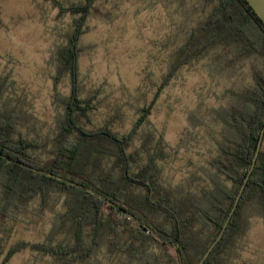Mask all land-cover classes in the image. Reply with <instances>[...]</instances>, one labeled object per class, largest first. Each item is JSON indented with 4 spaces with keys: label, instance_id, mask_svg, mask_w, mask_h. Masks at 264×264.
Masks as SVG:
<instances>
[{
    "label": "trees",
    "instance_id": "obj_1",
    "mask_svg": "<svg viewBox=\"0 0 264 264\" xmlns=\"http://www.w3.org/2000/svg\"><path fill=\"white\" fill-rule=\"evenodd\" d=\"M97 1L64 9L53 0L74 20L53 58L55 88L61 77L70 87L58 98L60 110L46 141L22 133V114L3 97L0 84V227L24 222L20 215L27 211L34 216L49 212L44 240L32 248L58 264H178L173 246L182 264H198L218 236L261 139L231 220L202 263L230 264L233 244L245 235L249 220H264V24L245 0H200L202 16L176 47L161 87L211 51H221L227 66L243 59L258 66L252 68L251 86L231 93L228 106L211 110L221 126L211 134L215 155L198 169L200 176L172 187L161 179L162 136L156 138L148 128L139 135L149 106L139 109L125 134L106 126L87 129L94 105L93 97L80 93L78 43ZM139 136L140 144L132 149ZM26 247L22 243L4 253L0 243V264Z\"/></svg>",
    "mask_w": 264,
    "mask_h": 264
},
{
    "label": "rangeland",
    "instance_id": "obj_2",
    "mask_svg": "<svg viewBox=\"0 0 264 264\" xmlns=\"http://www.w3.org/2000/svg\"><path fill=\"white\" fill-rule=\"evenodd\" d=\"M56 1L65 9L84 0ZM93 6L77 60L81 96L93 97L87 129L106 126L125 134L139 109L149 106L139 135L148 128L156 138L162 136L161 179L174 187L200 176L198 169L215 155L211 134L221 130L211 110L228 106L231 93L251 86L252 68L258 65L243 59L227 66L221 51H211L181 67L161 87L176 47L202 16L201 1L98 0ZM73 20L53 0H0V84L3 97L20 110V129L29 138L46 141L60 110L58 98L69 93L66 77L54 86L53 58ZM35 215L27 211L20 215L24 222L7 221L0 227L4 253L22 243L28 246L6 264H58L32 248L42 243L51 221L47 211ZM230 261L264 264V220H249L245 235L233 244Z\"/></svg>",
    "mask_w": 264,
    "mask_h": 264
},
{
    "label": "water",
    "instance_id": "obj_3",
    "mask_svg": "<svg viewBox=\"0 0 264 264\" xmlns=\"http://www.w3.org/2000/svg\"><path fill=\"white\" fill-rule=\"evenodd\" d=\"M245 1H246L247 4L249 5V7L253 10V12L258 16V18H259V20L262 22V24H264V0H245ZM262 136H264V129H262V131H261V138H262ZM260 147H261V139H260V140L258 141V143H257L256 150H255V154H254V158H253V161H252L251 166H250V168H249V171H248L247 174H246L245 180H244V182H243V184H242V186H241V188H240V190H239V192H238V194H237V196H236V199H235V201H234V203H233V206H232V208H231V210H230V212H229V214H228V216H227V218H226V220H225V222H224V224H223V226H222V228H221V230H220L218 236H217L216 239L212 242V244L209 246V248H208L207 251L205 252L204 256H203V257L201 258V260L198 262V264H202V263L205 261V259H206V258L209 256V254L211 253V251H212V249L214 248V246H215V245L218 243V241L221 239V237H222V235H223V233H224V231H225V229H226L228 223L230 222L231 217H232V215H233V213H234V211H235V209H236V207H237V205H238V203H239V201H240V198H241L242 193H243V191H244V188H245V186H246L247 180H248V178H249V176H250V174H251V172H252V170H253V168H254V165H255L256 158H257V155H258V153H259ZM73 185L82 188V187L79 186V185H76V184H73ZM108 203H109L111 206H114V207H116L117 209L122 210V212H123L124 214H126L130 219H133V220H135V222L141 224V222H140L139 220L135 219L131 214L127 213L125 210L121 209V208L118 207V206H115L113 203H110V202H108ZM144 227H145V228H148L146 225H144ZM155 236L158 237L157 234H155ZM158 238H159V237H158ZM160 240H163V239L160 238ZM173 249L175 250V253H176V256H177L178 264H182V259H181V255H180V252H179L178 248L175 247V246H173Z\"/></svg>",
    "mask_w": 264,
    "mask_h": 264
}]
</instances>
